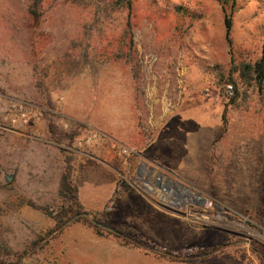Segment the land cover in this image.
Instances as JSON below:
<instances>
[{
    "label": "rangeland",
    "instance_id": "rangeland-1",
    "mask_svg": "<svg viewBox=\"0 0 264 264\" xmlns=\"http://www.w3.org/2000/svg\"><path fill=\"white\" fill-rule=\"evenodd\" d=\"M126 1L43 0L34 52L31 0H0V248L28 251L21 264H258L239 243L168 263L81 224L31 250L52 220L26 201L60 207L70 155L112 171L86 210H115L159 248L202 255L219 233L264 245V78L239 71L264 61V0Z\"/></svg>",
    "mask_w": 264,
    "mask_h": 264
},
{
    "label": "trees",
    "instance_id": "trees-1",
    "mask_svg": "<svg viewBox=\"0 0 264 264\" xmlns=\"http://www.w3.org/2000/svg\"><path fill=\"white\" fill-rule=\"evenodd\" d=\"M121 2V6L126 5L130 9L131 2L126 1V4ZM236 0H233L235 3ZM42 6L43 0H31L28 6L27 13L30 19V28L32 33L33 51L37 44L39 36L38 29L42 25ZM225 25V39L232 47L231 29H232V14H226L224 18ZM239 71L242 75L251 76L256 75V78L263 80L264 78V61L252 65L241 64ZM233 85L234 82L230 81ZM235 91V90H234ZM84 128L78 125V128L66 136L70 141H74L80 134V129ZM52 130V128H51ZM71 155L65 158V167L59 177L57 186V197L61 201L60 207L55 210L46 206H37L31 201H26L28 206L40 210L44 215L52 220V226L49 228L44 236H40L32 243L31 250L43 249L50 242L61 238L67 228L75 224H81L88 229L94 236L98 238L110 239L115 241L120 246L130 248L146 255H150L155 259L168 263H181L187 261H199L206 257H221L227 247L236 244H244L248 246L251 255L258 261V264H264V245L257 241H245L241 237L229 233H219L212 235V242L215 245L211 250L205 251L204 254L193 253L191 255L178 254L171 249H162L154 245L149 238H146L142 231L133 223H124L114 226L115 210L103 209L97 213H91L85 209L79 199L78 186L73 180L74 166ZM119 184V183H118ZM119 186V185H117ZM116 192H114L115 194ZM260 207L264 211V180L262 185V192L260 195ZM28 251L20 253L12 251L8 247L0 248V264H21L23 259L28 255Z\"/></svg>",
    "mask_w": 264,
    "mask_h": 264
},
{
    "label": "crops",
    "instance_id": "crops-1",
    "mask_svg": "<svg viewBox=\"0 0 264 264\" xmlns=\"http://www.w3.org/2000/svg\"><path fill=\"white\" fill-rule=\"evenodd\" d=\"M106 176L108 179L106 185L105 182L101 180L96 183L93 182L95 179L106 180ZM76 179L86 182L89 188L87 189L83 183L76 182ZM73 180L78 186L79 199L85 209L91 207V201L86 198L87 194L97 201L98 199L100 200V195L103 191L105 197L109 196L114 191L115 182L112 171L103 163H82L81 161H77L76 164H74ZM95 188H97V190Z\"/></svg>",
    "mask_w": 264,
    "mask_h": 264
},
{
    "label": "built area",
    "instance_id": "built-area-1",
    "mask_svg": "<svg viewBox=\"0 0 264 264\" xmlns=\"http://www.w3.org/2000/svg\"><path fill=\"white\" fill-rule=\"evenodd\" d=\"M232 91H233V87L232 86H228V92L229 93H232ZM21 112H22V114L24 115L25 114V112L23 111V109H19ZM96 137H97V135L95 134V132L94 133H91L87 138H85V140H81V139H78V140H76L74 143H75V146H77V147H81L83 144H90L91 142H93L94 141V139H96ZM119 147H121V153L123 154V155H128V154H132L133 153V151L132 150H130V149H128V148H126V147H122V146H120V145H118Z\"/></svg>",
    "mask_w": 264,
    "mask_h": 264
},
{
    "label": "bare ground",
    "instance_id": "bare-ground-1",
    "mask_svg": "<svg viewBox=\"0 0 264 264\" xmlns=\"http://www.w3.org/2000/svg\"><path fill=\"white\" fill-rule=\"evenodd\" d=\"M152 94H153V93H152ZM194 197H197V198H198V196H197V195H194ZM194 197H193V198H194ZM200 200H201V199H200ZM207 206H209V203H207Z\"/></svg>",
    "mask_w": 264,
    "mask_h": 264
},
{
    "label": "water",
    "instance_id": "water-1",
    "mask_svg": "<svg viewBox=\"0 0 264 264\" xmlns=\"http://www.w3.org/2000/svg\"><path fill=\"white\" fill-rule=\"evenodd\" d=\"M7 181H8V179H7ZM200 199H201V201H202V202H204V201H205V200H204V199H202V198H200Z\"/></svg>",
    "mask_w": 264,
    "mask_h": 264
}]
</instances>
